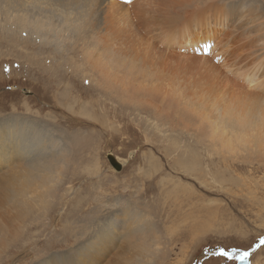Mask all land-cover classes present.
<instances>
[{
	"label": "rangeland",
	"instance_id": "obj_1",
	"mask_svg": "<svg viewBox=\"0 0 264 264\" xmlns=\"http://www.w3.org/2000/svg\"><path fill=\"white\" fill-rule=\"evenodd\" d=\"M125 4L109 8L107 23L92 33L66 28L55 13L52 22L62 29H42V42L32 48L0 38V126L25 121L50 125L53 133L90 136L77 160L67 170L58 169L59 182L51 183L54 195L28 200L27 213L21 207L17 218H8L0 233V264H65L51 258L76 257L97 228L129 219L123 216L126 206L138 207L140 217L132 227H146L150 250L139 256L137 248L116 244L103 251L98 264H238L235 256L212 255L220 250L247 252L250 264H264V245L257 246L264 240V0H194L186 8L176 6L189 17L193 11L202 18L227 13L205 51L189 43L180 47L192 35L188 27L178 45L167 48L166 35L140 23L139 11L166 9L164 0ZM27 5L16 9L23 13ZM46 7L45 16L51 9ZM16 16L3 22L22 26ZM72 16L77 14L71 10ZM30 28L35 31L26 24L21 40ZM232 45L235 50L228 54ZM112 61L153 71V77L162 78L160 96L141 111L142 101L124 81L125 69ZM73 66L82 69L74 71L80 85L93 90V101L99 102L95 109L109 108L104 124L61 109L53 92L32 76L36 70L45 74L43 67L63 75L69 68L71 74ZM165 67V73L158 70ZM241 115L257 128L247 127L239 137L208 134L216 118ZM109 155L122 164L120 171ZM35 187L30 195L44 194L46 188Z\"/></svg>",
	"mask_w": 264,
	"mask_h": 264
},
{
	"label": "bare ground",
	"instance_id": "obj_2",
	"mask_svg": "<svg viewBox=\"0 0 264 264\" xmlns=\"http://www.w3.org/2000/svg\"><path fill=\"white\" fill-rule=\"evenodd\" d=\"M193 1L178 0L175 4L174 0H164L166 9L155 8L144 12L142 9V13L139 11L136 16L142 25L157 32L158 36L166 35L168 37L163 43L167 48L170 45H178V40L184 36L186 27H188L192 35L183 42L186 45L180 47L186 48L188 47L187 43H189L194 49L206 50L207 47H212L210 42L215 40L216 35L219 34V30L216 27L225 24L226 18H223V16H226L227 13H221V17L202 18L196 15L197 13L194 11L189 17L183 16L182 12L176 10V6L180 9L186 8V3H192ZM125 2L128 3V0H92L90 3L86 0H0V38L1 40L7 39L11 43L17 42L13 46H22V42L28 43L29 47L32 48L35 41L42 42V29L48 28L54 32L62 29L61 24L55 25L52 22L53 16L51 14L54 15L55 13L59 15L62 24L66 28L78 32L89 30L92 33L99 30L100 24L103 22L107 23L105 12L109 8L117 5L122 9V5H129L125 4ZM25 4L28 5L24 12L20 13L22 9L17 10V6L23 8ZM158 4L159 0H157ZM46 6L51 7V9L45 16L44 13L48 11ZM71 10L75 11L78 17H70ZM14 13L20 19L22 26L17 24L7 25L3 22L5 17H11ZM26 24L35 26V31L32 28L26 30L24 33H27L28 37L25 40H21L20 33L23 32ZM19 29H21V32ZM34 36H36V39H34ZM206 41L210 42L206 43ZM181 43L179 42V44ZM217 45L216 47L219 49V42ZM239 47H242V45ZM233 50H235V45H232L227 53L230 54ZM163 56L164 53L162 58ZM85 58H87V55ZM46 59L49 58L47 57ZM172 60H175V58L172 57ZM182 62L181 60L180 63L182 64ZM43 63L45 64V62ZM134 63L131 62L124 65L122 61H112L114 66L122 64L125 69L123 73L124 81L134 87L133 94L142 101L143 107L141 111H143L149 104L154 102L156 96H160V94H157L159 90L157 86L159 85L160 87L162 78L153 77V71L147 68H139ZM50 66L55 68L54 64ZM40 67H42V64ZM69 68L64 69L67 74L63 75L56 70L43 67L39 69L45 74L37 75L36 70L32 73V76L36 82L47 87V93L53 92L52 97L59 101L61 109H69L72 113L86 115L104 124L106 121L104 115L110 113L109 108L107 112L96 110L95 107L99 105V102L93 101L95 96L89 92L93 90L88 86L84 89L80 85V82H83L76 77L80 76V74L77 72L75 74L74 72L82 69L79 66H73L71 74H68ZM166 69V67L164 69L158 68L162 73H165ZM155 72L157 74V70ZM140 75H142V79ZM82 76V78H87L85 73H82ZM108 79L111 80L113 78L108 76ZM177 92H179L178 87L174 89V94ZM102 103L104 107L106 103ZM248 113L249 111H247ZM216 119V123H213V129L208 132V134L214 136L219 133H228L239 137L246 132L247 127L257 128L255 122L247 119V115H241L239 119L233 117L230 121ZM49 127L50 125H44L39 128L25 121L21 125L6 123L4 128L0 126V226H2L0 233L5 231L6 228L4 226L7 225L8 218H12V215L13 218H17L19 208L25 207L27 213L28 200L36 202L37 197L44 199L45 196L43 195L50 197L55 194V189L51 186V183L54 182L57 175L59 176L58 169L64 167L67 170L71 163L77 160L80 150L86 146L88 139H90L88 132L58 131L57 133L56 131V133H53ZM186 127L184 126L182 129L186 130ZM14 135H18V137L16 138ZM56 181L59 182L58 179ZM35 185L42 189L46 188L44 194L42 193L40 196L30 195L35 192ZM11 186L13 187L12 189H10ZM124 215L129 216L127 221L122 222V220L114 219L113 223H104L105 226L102 225L103 228H97L92 238L93 240L89 244L86 243L82 252L76 257H71L72 254L69 258L53 256L51 261L56 263L57 260L61 259V262L65 264H98L103 258V251L120 243L127 244L131 248L135 247V250L137 248L138 252L135 253H139V256L148 252L150 250V233L146 231V227L143 229L132 227L137 226L136 222L138 217H140L138 207L135 206L133 210H129V207L126 206L125 212H123ZM15 229L13 226L10 228L13 233H16L14 232ZM2 238L6 237L3 235ZM242 253L244 252L240 254ZM234 256L236 258L238 255L235 254Z\"/></svg>",
	"mask_w": 264,
	"mask_h": 264
},
{
	"label": "snow or ice",
	"instance_id": "obj_3",
	"mask_svg": "<svg viewBox=\"0 0 264 264\" xmlns=\"http://www.w3.org/2000/svg\"><path fill=\"white\" fill-rule=\"evenodd\" d=\"M262 245H264V240H261L259 242V245H257V246L259 247V246H262ZM235 252H236V250H234L232 253L220 250V251L212 253V255L225 256V257H228V258H233V256L235 255ZM248 255H249V253L245 252V253H242V254L236 256V258H238V259H247Z\"/></svg>",
	"mask_w": 264,
	"mask_h": 264
},
{
	"label": "water",
	"instance_id": "obj_4",
	"mask_svg": "<svg viewBox=\"0 0 264 264\" xmlns=\"http://www.w3.org/2000/svg\"><path fill=\"white\" fill-rule=\"evenodd\" d=\"M108 158L110 160V163L116 170L120 171L122 169V164L113 155H109ZM240 253L241 252L237 250L235 254L240 255ZM238 260H239L238 264H250L249 259H238Z\"/></svg>",
	"mask_w": 264,
	"mask_h": 264
}]
</instances>
